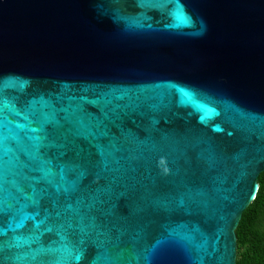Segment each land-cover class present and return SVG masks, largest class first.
<instances>
[{
    "label": "water",
    "instance_id": "1",
    "mask_svg": "<svg viewBox=\"0 0 264 264\" xmlns=\"http://www.w3.org/2000/svg\"><path fill=\"white\" fill-rule=\"evenodd\" d=\"M180 4L188 22L175 2L0 0V198L17 209L0 264H236L264 172V0Z\"/></svg>",
    "mask_w": 264,
    "mask_h": 264
},
{
    "label": "trees",
    "instance_id": "2",
    "mask_svg": "<svg viewBox=\"0 0 264 264\" xmlns=\"http://www.w3.org/2000/svg\"><path fill=\"white\" fill-rule=\"evenodd\" d=\"M236 264H264V172L258 178L254 200L235 229Z\"/></svg>",
    "mask_w": 264,
    "mask_h": 264
},
{
    "label": "snow or ice",
    "instance_id": "3",
    "mask_svg": "<svg viewBox=\"0 0 264 264\" xmlns=\"http://www.w3.org/2000/svg\"><path fill=\"white\" fill-rule=\"evenodd\" d=\"M141 6H144L145 4L152 2L155 4V6H157L158 8L164 9L167 7L168 4L175 2L177 5V8L175 9V11L171 12L170 15L177 21L180 22H188V20L190 19L189 17H187L184 13L183 7L180 4V0H139ZM39 139V138H38ZM48 167L45 169V174L47 176H53L55 175L54 169L51 167V161H46L45 162ZM60 175L62 179L66 178V172H65V168L61 167L60 170ZM75 185V181L72 182ZM58 191H60V189H57ZM65 193L68 192V189L64 190ZM26 199L30 200V202L33 205H39V201L35 199V196H31V197H26ZM17 209L14 207V205L5 199L0 198V224L3 223L4 218L8 217L12 220L16 219L15 213H16ZM36 215H38V213H36ZM36 227H39V224L36 225ZM48 231H52V229H48ZM0 234H3V229L0 228ZM92 251H94V249H92ZM88 252L83 250V249H78L75 254L72 256V260L75 262V264H85V258L87 257Z\"/></svg>",
    "mask_w": 264,
    "mask_h": 264
}]
</instances>
